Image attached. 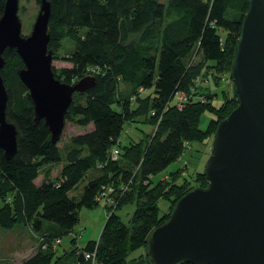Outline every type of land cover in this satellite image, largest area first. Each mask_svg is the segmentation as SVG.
I'll list each match as a JSON object with an SVG mask.
<instances>
[{
  "label": "trees",
  "instance_id": "16d2710c",
  "mask_svg": "<svg viewBox=\"0 0 264 264\" xmlns=\"http://www.w3.org/2000/svg\"><path fill=\"white\" fill-rule=\"evenodd\" d=\"M6 1L0 0V19ZM32 1L39 7L41 0ZM48 1V49L54 61L71 64L53 67L56 78L66 84L96 78L93 88L74 94L66 122L93 127L62 146L61 139L54 143L45 121L34 120L33 100L18 75L22 59L6 49L1 71L8 93L6 119L18 131V150L7 159L0 148V227L29 229L34 251L20 264H152L148 241L153 230L170 218L186 193L208 185L203 172L185 178L186 165L157 182L154 177L182 156L186 142L204 144L238 106L231 71L249 0ZM226 75L233 86L231 92L221 89L223 103L216 106V92L204 82L220 88ZM120 82L127 85L125 95ZM179 92L188 98L182 109L176 105ZM206 112L213 117L202 129ZM142 119L157 126L148 140L121 144L125 123ZM115 146L118 160L111 157ZM55 167L60 169L53 176ZM94 171L98 174L91 176ZM86 180L80 195H72ZM110 186L116 203L106 205L100 237L82 245L74 233L80 211L100 204ZM161 200L169 203L163 214ZM127 205L135 207L130 224L117 212ZM69 235H74L70 246L59 252ZM140 249L141 258L130 261Z\"/></svg>",
  "mask_w": 264,
  "mask_h": 264
},
{
  "label": "water",
  "instance_id": "95a60500",
  "mask_svg": "<svg viewBox=\"0 0 264 264\" xmlns=\"http://www.w3.org/2000/svg\"><path fill=\"white\" fill-rule=\"evenodd\" d=\"M20 0H7L0 19V148L17 153L18 131L6 119L8 93L1 71L6 49L24 63L18 71L30 92L35 122L44 120L54 143L61 138L75 93L96 84L86 76L74 84L58 80L48 49L51 4L41 0L31 31L22 33ZM238 106L214 134L197 187L176 203L170 218L149 237L152 264H264V0H249L231 71Z\"/></svg>",
  "mask_w": 264,
  "mask_h": 264
},
{
  "label": "rangeland",
  "instance_id": "374dc122",
  "mask_svg": "<svg viewBox=\"0 0 264 264\" xmlns=\"http://www.w3.org/2000/svg\"><path fill=\"white\" fill-rule=\"evenodd\" d=\"M19 5V15L23 23L22 33L24 35H28L31 31L40 6H36V4L32 0H20ZM53 65L55 68L71 67V64L64 60L53 61ZM224 78V83L221 85L222 87L220 86V88L214 85H210L207 81L204 82L205 85H209V88L212 91L216 92V96H214L213 98V102L216 106H220L223 103L224 97L221 89H228L231 92V86H233L232 82L230 81V79H228L227 75ZM126 90L127 85L123 82H120L121 94L125 95ZM142 92H144V90ZM201 100L205 101L206 98ZM114 109L119 110L117 104L114 105ZM212 117L213 115L209 112H206L203 115L200 125L202 129L207 128ZM92 127L93 126L90 125L85 129H81L70 122H66V126L61 135L59 145L62 146L73 135L85 133L87 131L92 130ZM156 128L157 126L146 123L143 119L137 122H127L125 123V127L121 134L119 142L123 145H128L131 141L143 140L144 142H146L149 138V135ZM213 139L214 135L211 136L204 144L196 142L190 144L186 142L184 145L185 151L182 156L178 160L172 162L164 172L156 175L154 177V181H159L161 178H164L165 175H169L171 172L176 171L178 168H185L184 165H186L187 167L184 170V174L188 175L185 178H188L189 180H191L189 174H194L197 171L203 172L205 164L211 155ZM59 169V167H55L52 171V175L56 176L58 174ZM97 174L98 171H94L91 173V176ZM183 179L184 177L182 176L179 182H182ZM41 180L42 177H39L36 182L39 184ZM86 183L87 180L82 181L77 187V189L72 192V195H80ZM110 187L114 188L113 186ZM108 188L109 187H107V189ZM122 194L123 191L118 193L120 197L122 196ZM110 197H112L111 194L106 197H102L100 199L101 203L96 205L92 209H81L80 220L76 225L74 231V233H77V239L80 244H86L87 242L91 240H97L100 237L101 231L107 219L106 205L107 203H116V198L114 201H111ZM159 206L161 209V213L163 214L167 211L169 203L165 200H161ZM134 210L135 207L133 205H127L121 210H117V212L126 224H130V220L132 218ZM73 236L74 235H69L64 238L63 243L58 247L59 252H62L64 249L70 246L71 237ZM32 244L33 242L30 239L29 229L26 226L18 225L12 229H3L0 227V261L4 264H7L8 262L10 264H20L24 258L30 256L33 253L34 248ZM141 253V249L131 253L129 256V260L133 261L140 259Z\"/></svg>",
  "mask_w": 264,
  "mask_h": 264
},
{
  "label": "built area",
  "instance_id": "2783aa9c",
  "mask_svg": "<svg viewBox=\"0 0 264 264\" xmlns=\"http://www.w3.org/2000/svg\"><path fill=\"white\" fill-rule=\"evenodd\" d=\"M200 80H201L200 77H197V79H196L197 84H199ZM193 91H195V90H193ZM197 98L204 99V96H197ZM187 99L188 98H187V95H186L185 92H179V94L176 96V105H177V107L179 109H182L184 107V102ZM111 157H112L113 160H118L119 159V157H120V150H119V148L117 146H115L113 148V150L111 152ZM108 189L106 188L104 190V192L102 193V196L103 197H106V196H108V195H110L112 193L113 189L111 187H109ZM110 200L113 201V199H110ZM86 257L87 258H90L91 255L90 254H86Z\"/></svg>",
  "mask_w": 264,
  "mask_h": 264
}]
</instances>
